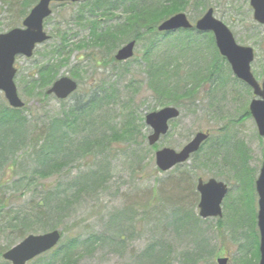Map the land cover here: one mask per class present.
I'll return each instance as SVG.
<instances>
[{
	"label": "rangeland",
	"instance_id": "rangeland-1",
	"mask_svg": "<svg viewBox=\"0 0 264 264\" xmlns=\"http://www.w3.org/2000/svg\"><path fill=\"white\" fill-rule=\"evenodd\" d=\"M23 1L0 0V35L22 25L33 8L27 10ZM38 1L31 0L30 5L35 6ZM207 1L211 7H197L191 2L186 12L188 18L196 22L209 8H214L215 17L231 29L237 42L255 49L252 71L261 81L264 78V26L254 21L249 0ZM152 2L158 3V0ZM81 7L79 4L52 5L53 15L45 23V31L51 39L38 47L30 60L17 59L15 82L26 103L23 113L37 114L43 121L46 116L49 121L61 117L75 100H86L93 91H98L101 101L91 108L93 112H89L88 118L81 119L73 134L72 142L77 146L73 151L78 160L62 168L57 175L46 179L34 177L40 166L41 157L37 154L40 147L35 152L33 147L28 148L33 145L29 141L23 149L5 157L6 164L0 168V251L8 243V233L2 231L15 216L11 210L37 214L47 200L51 203V196L61 185V191L67 192L69 197L65 204L68 215L53 219L57 230L63 233L61 245L72 247L64 254L49 252L29 264H152L143 257L150 245L156 247L155 255L157 252L167 255L165 264H218V260L224 258L230 260L227 264H243V260L258 264L259 239L258 246L251 249L247 237L258 234L255 182L264 161V138L258 135L249 114L250 102L255 98L252 91L235 79L225 62L224 74L220 73L223 79L201 81L193 102L176 101L172 96L159 98L153 89L151 72L156 66L164 67V71L170 66L169 85L173 90L175 85L185 87V78L194 75L197 68L212 65L217 52L208 35L190 36L191 41L208 50L186 52L181 51L184 48L181 43L189 37L187 33L144 35L137 41L135 56L121 63L113 61L117 50L101 47V51H97L98 60L92 62L85 51L72 44L69 62L61 68L59 77L78 80L79 92L74 100L61 103L54 96L25 95L30 79L37 78V68L46 63L49 47L59 42L55 36L58 30H69L68 36L74 35L75 43L88 37L87 31L71 23ZM112 16L121 18L123 11L115 9ZM108 18L99 19L104 24L100 27L115 26L113 18ZM178 64L180 70L175 66ZM172 67L178 75L173 73ZM192 87L187 85L189 89ZM105 91L111 94V104L106 105ZM0 105L9 107L1 92ZM164 107L178 108L180 117L170 123L168 134L150 147L147 137L151 130L144 117ZM36 125L28 127L32 140L46 127ZM131 126L135 134L126 140L120 130L126 127L130 130ZM198 132H209L208 144L186 164L161 172L156 164V152L165 148L179 152ZM224 136L229 141L222 148L219 142L225 140ZM81 145L83 151L77 153ZM79 174L87 177L86 187L80 185ZM199 178L204 181L212 178L229 185L222 218L204 220L199 215L200 194L196 190ZM55 204L57 201H52V205ZM240 209L242 213L238 212ZM32 230L27 234L50 231L40 225L33 226ZM79 242L82 246H76ZM0 264L9 263L1 258Z\"/></svg>",
	"mask_w": 264,
	"mask_h": 264
},
{
	"label": "trees",
	"instance_id": "trees-1",
	"mask_svg": "<svg viewBox=\"0 0 264 264\" xmlns=\"http://www.w3.org/2000/svg\"><path fill=\"white\" fill-rule=\"evenodd\" d=\"M152 1L154 0H87L86 3H82V7L79 10L80 12H78L79 14L73 18L71 23L76 24L80 30L87 31L88 37L77 42V44L75 43L76 37H74V35L72 38L71 36H68L70 32L69 30H58L55 36H57L59 42L55 44L53 43V46L49 47V54L46 63L37 68V78L32 77L30 79L31 82L27 85V91L24 92L25 95L34 98H42V96L50 97L47 90L59 78V73L62 70L61 68L68 64V56L72 53V51H70V47H72L70 45L72 44L77 45L80 50L85 51V56H87L92 62H95L98 60L97 56L99 55V52L97 51H101V47L106 46L111 51H115L119 49L120 46L125 45L123 42H127V40L138 41L144 35L149 36L160 34L157 31L159 24L171 15L180 12H187V7H189L191 2H194L197 7H211L208 5L207 0H158V3ZM23 4L26 5L27 10L28 8L34 7L30 5L31 0H24ZM115 9H121L123 11V17L119 18L118 16H115L113 18L112 15L113 12H115ZM25 15L27 14L25 13ZM104 17H109L107 20L113 18L112 23L115 21V26L113 28L105 29L102 28V26L100 27V25H104L103 23H100V20H104ZM97 19L100 20L98 21ZM187 34L189 37L185 38L187 40L182 41L181 44H183L184 48L182 47L181 51L183 50L186 52L189 51V49H196L197 51L208 50V47L201 48L200 44L190 40V36H195V33L192 32ZM209 38L211 40L210 42L213 44V49L217 52V54L214 55L216 56L215 61H213L212 65H208L204 69H201L200 67L197 68V71L194 72L196 75L194 74L186 77V85H184L186 88L179 84L175 85V89H170L169 84L172 77L168 73V69L170 68L169 65L165 71L164 67L160 68L159 66H156L153 68L151 76L153 79L152 83L154 84L153 89L157 97L162 98L172 96V98H176V101L186 99L193 102L196 96L195 90L200 86L199 83L201 81L203 83L205 81H211L213 78L220 76V71L223 73L226 68L223 66V62L225 61L219 56L212 37L209 36ZM205 53H208V51ZM147 61H149V59ZM151 66L152 64H150V67ZM175 66H177V70H180L179 64ZM209 69H212L210 73L208 72ZM173 70V73H175V67ZM128 72L129 70L127 71V74ZM205 76H208V79L203 80ZM187 85H193V87L189 89L187 88ZM175 90L181 92V94H174L175 92L177 93ZM78 92L69 99L74 100V97ZM110 95L111 94L105 91L106 105L111 104L109 103L111 100ZM100 96L101 95L98 91H93L86 100H75V104L65 111L61 117L49 121L48 116H46V122H44L45 120L43 121L42 119H39L36 116L37 114L35 115L32 113V115H30L23 113L26 107L21 110H16L8 106L0 105V168L6 164L5 157L11 156L23 149L27 141H29L30 145L33 144L28 148L33 147L32 150H35V152L37 151V148L40 147V151L37 153L39 157H41L40 166L35 170L33 174L34 177L36 176L37 178L43 179L52 177L53 175H57L62 168H66L67 165H71L74 161L78 160L73 151V148L77 146L72 142L74 140L75 131L78 128L81 119L85 117L88 118L89 112H93L91 108L97 105V102L101 101ZM69 99L61 101V103L67 102ZM34 125H36V127H43L46 125V127L44 128L45 130H42L41 135H39L37 139L32 140L30 139L28 127H33ZM127 129L128 127L120 130V132L124 133L122 137L126 140H128L127 138L133 137L135 134L132 126L129 128L130 130ZM224 139L225 140L219 142L221 147L229 141L227 137ZM38 142L41 143V145L37 146ZM226 146L222 148H225ZM79 150L83 151L82 145L77 148V153ZM78 177H80V185L82 184V186L84 185V187H86L84 180H86L87 177L80 174ZM58 186L56 188V193H54L55 195L51 196V203L44 199L46 201L44 207L37 210V214L30 215L28 212L21 213L20 211L13 212L11 210V213L15 216L10 218L7 228L2 231L4 234L5 232L8 233V235H6L8 243L6 244V247L0 251V259L6 250L15 246L16 241H21L27 237V235H29L27 233L33 231V226L37 227L40 225L44 226L46 229L57 230L53 218L59 219L67 216L68 210L66 209L65 204L69 202L67 192H62L61 185ZM253 188L254 185L252 183L251 191ZM52 201H57V204L53 206ZM250 208L251 207H248V209ZM238 212L242 213L241 209ZM180 220L181 222H184L183 218H180ZM258 239V234H253V237L250 236V238L247 237V243L251 245V249H255L254 246H258ZM95 241L98 243L96 239ZM73 242L76 241L73 240ZM73 242L71 241L70 244ZM73 245H75V243ZM80 245V242L76 244V246ZM71 247L72 246L69 244H63L51 252L54 254H64L69 252ZM155 249L156 247L150 245L147 248L146 254L143 255L144 260L148 262L151 261L152 264H165L167 262V255H162L160 252H157L155 255ZM257 256L260 257L258 253ZM242 263L249 264V262L245 260H243Z\"/></svg>",
	"mask_w": 264,
	"mask_h": 264
},
{
	"label": "water",
	"instance_id": "water-1",
	"mask_svg": "<svg viewBox=\"0 0 264 264\" xmlns=\"http://www.w3.org/2000/svg\"><path fill=\"white\" fill-rule=\"evenodd\" d=\"M83 1L85 0H40L23 22V28H17L7 32V34L0 35V91L5 94V99L11 107L21 109L25 106V103L19 97L14 82L17 75L14 66L17 58L30 59L36 47L49 39L44 31L43 23L51 16V3H82ZM250 5L254 10L255 21L264 25V0H250ZM193 28L200 33H213L218 50L229 61L235 76L250 86L255 95L259 97L258 100L251 102L250 113L258 127L259 136L264 137V83L261 87L254 79L251 71L254 50L239 46L230 29L214 17V10L212 9L195 26L191 25L185 14L180 13L163 22L158 31L170 33L181 29L192 30ZM135 46V41L127 43V46L117 52L116 61H128L132 58ZM76 89V81L63 77L53 84L51 89L48 90V94H54L57 99L64 100L75 93ZM179 115L180 112L177 108L169 107L146 116V124L153 130V134L148 137L150 146H154L160 141L161 137L169 132V122L178 118ZM207 140L208 136L206 134L198 133L180 152L167 148L157 152L156 162L158 168L160 171L166 172L178 164L186 163L190 156L197 153L201 145ZM261 168L256 182L259 201L257 223L260 234L259 252L261 258L259 264H264V163ZM198 182L197 192L201 195L199 215L203 219L222 218V202L229 193L228 186L215 179H210L208 183L199 179ZM61 236V232L58 231L48 232L45 235H30L7 251L3 255L4 259L11 262V264H27L41 254L55 248L59 244ZM227 263V258L219 259V264Z\"/></svg>",
	"mask_w": 264,
	"mask_h": 264
},
{
	"label": "flooded vegetation",
	"instance_id": "flooded-vegetation-1",
	"mask_svg": "<svg viewBox=\"0 0 264 264\" xmlns=\"http://www.w3.org/2000/svg\"><path fill=\"white\" fill-rule=\"evenodd\" d=\"M250 10L252 11V8H251V6H250ZM252 13H253V11H252Z\"/></svg>",
	"mask_w": 264,
	"mask_h": 264
}]
</instances>
